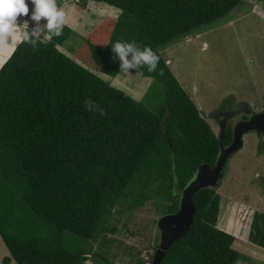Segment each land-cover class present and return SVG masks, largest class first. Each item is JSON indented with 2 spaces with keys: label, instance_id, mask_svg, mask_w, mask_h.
<instances>
[{
  "label": "trees",
  "instance_id": "trees-1",
  "mask_svg": "<svg viewBox=\"0 0 264 264\" xmlns=\"http://www.w3.org/2000/svg\"><path fill=\"white\" fill-rule=\"evenodd\" d=\"M91 1L122 13L85 37L90 68L60 50L73 35L64 26L48 41H22L0 69V237L10 251L4 264H115L109 236L119 231L117 214L149 201L163 217L177 213L175 185L186 189L219 157L217 135L160 49L227 17L242 0ZM117 40L150 46L160 58L154 72L129 70L154 80L142 101L94 73L119 76L111 47ZM194 203L191 232L162 264H242L236 238L217 227V189L200 191ZM47 225L52 232L43 237ZM250 242L264 248V214H254Z\"/></svg>",
  "mask_w": 264,
  "mask_h": 264
},
{
  "label": "rangeland",
  "instance_id": "rangeland-1",
  "mask_svg": "<svg viewBox=\"0 0 264 264\" xmlns=\"http://www.w3.org/2000/svg\"><path fill=\"white\" fill-rule=\"evenodd\" d=\"M83 1L88 2L83 9ZM66 13L65 26L73 35L60 50L83 65L85 62V37L106 18H118L122 11L89 0H56ZM30 12H31V5ZM24 18H18L23 22ZM44 21L40 22L43 28ZM34 21H29L32 32ZM48 41L45 32L40 36ZM18 45V44H17ZM16 48V47H15ZM15 50V49H14ZM10 47L0 46V54L11 55ZM160 53L167 65L196 104L214 133L215 111L234 107L238 102H248L262 107L264 95V0H242L227 17L202 27L194 33L163 46ZM87 59V58H86ZM113 87L128 93L137 101L148 94L154 80L131 73L112 78L95 72ZM221 196L218 229L236 238L234 249L242 256V264H264V248L250 242L251 225L255 213L264 214V145L253 135H248L244 148L229 162L222 184L216 188ZM163 211L154 201L134 212L117 214V234L110 235L111 254L115 264H131L128 253L136 254L144 264H150L161 241L158 222ZM229 224V225H228ZM239 227V235L235 232ZM50 226L42 229V236L51 235ZM97 247V246H95ZM132 250V251H130ZM86 264H97L89 259ZM133 264V263H132Z\"/></svg>",
  "mask_w": 264,
  "mask_h": 264
},
{
  "label": "clouds",
  "instance_id": "clouds-1",
  "mask_svg": "<svg viewBox=\"0 0 264 264\" xmlns=\"http://www.w3.org/2000/svg\"><path fill=\"white\" fill-rule=\"evenodd\" d=\"M24 17L27 19L21 23L18 18ZM29 21L36 22L31 33L28 31ZM41 21L45 22L43 28L40 27ZM65 23L66 13L56 0H0V46L14 50L22 41L35 43L33 37H39L45 31L49 37L59 36ZM111 47L121 62L117 75L128 74L131 69L142 70L144 66L149 72L157 68L160 58L150 46L141 47L135 41L117 40ZM92 103L91 99L86 100L85 107L88 109Z\"/></svg>",
  "mask_w": 264,
  "mask_h": 264
},
{
  "label": "water",
  "instance_id": "water-1",
  "mask_svg": "<svg viewBox=\"0 0 264 264\" xmlns=\"http://www.w3.org/2000/svg\"><path fill=\"white\" fill-rule=\"evenodd\" d=\"M247 105V103H242L240 108ZM251 126L252 123L248 125V129H253ZM238 129L235 133L234 146L227 151L224 149L225 131L223 130L220 135L221 153L216 167L211 168L210 165H202L197 172L196 178L184 190H181L177 184L175 185L176 194L181 196L180 209L177 213L166 215L159 220L158 228L161 233V241L150 264H162L166 253L191 232L198 210L194 203L196 195L204 189H216L220 186L221 181L224 179L223 171L227 168L230 157L241 151L244 146L243 131Z\"/></svg>",
  "mask_w": 264,
  "mask_h": 264
},
{
  "label": "flooded vegetation",
  "instance_id": "flooded-vegetation-1",
  "mask_svg": "<svg viewBox=\"0 0 264 264\" xmlns=\"http://www.w3.org/2000/svg\"><path fill=\"white\" fill-rule=\"evenodd\" d=\"M242 103H247L248 105L240 108V105ZM226 108L227 109L224 110L218 109V111H215V115H213L212 117L213 122L217 127V132L215 134L217 135L218 139L222 134L223 130L225 131L226 138L224 141V149L226 151L234 146L235 133L238 128H239L238 130L241 129V131H243V137H242L243 142L245 141L246 136L253 135L260 144V147L264 145V95H263V103L261 108L257 106H253L248 102H238L236 103V106L234 107L230 106ZM250 123H252L251 127H253V129H248V125ZM220 153H221V148H220L219 156ZM234 155L230 157V160ZM230 160L228 161L227 168H225V170L223 171L224 178L226 177ZM216 164L217 162L213 166L210 164H204V165H210L211 168H214L216 167ZM223 181L224 179L221 181L220 185L222 184Z\"/></svg>",
  "mask_w": 264,
  "mask_h": 264
},
{
  "label": "crops",
  "instance_id": "crops-1",
  "mask_svg": "<svg viewBox=\"0 0 264 264\" xmlns=\"http://www.w3.org/2000/svg\"><path fill=\"white\" fill-rule=\"evenodd\" d=\"M89 1L91 2V0H89ZM20 43H18V45ZM18 45L16 46V48L18 47ZM16 48H15V50H16ZM14 51L12 52V54L14 53ZM12 54L11 55H5V54L2 55V54H0V69L9 60V58L12 56ZM3 58H6L7 60L4 62ZM7 257H10V251L8 250V248H7L6 244L4 243L3 239L0 237V264H4V260ZM9 264H16V262L15 261H10Z\"/></svg>",
  "mask_w": 264,
  "mask_h": 264
}]
</instances>
